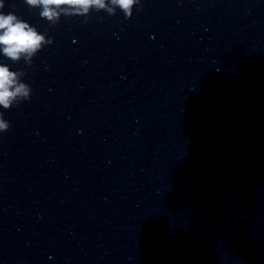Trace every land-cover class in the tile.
Wrapping results in <instances>:
<instances>
[{"label":"water","instance_id":"obj_1","mask_svg":"<svg viewBox=\"0 0 264 264\" xmlns=\"http://www.w3.org/2000/svg\"><path fill=\"white\" fill-rule=\"evenodd\" d=\"M0 5V264H264V0Z\"/></svg>","mask_w":264,"mask_h":264},{"label":"clouds","instance_id":"obj_2","mask_svg":"<svg viewBox=\"0 0 264 264\" xmlns=\"http://www.w3.org/2000/svg\"><path fill=\"white\" fill-rule=\"evenodd\" d=\"M115 2L125 11L126 15L131 14V6L136 0H115ZM30 5H43L41 16L52 19L56 13L50 6H59L62 4L78 5L85 10L91 5L103 7V0H27ZM2 7V5H0ZM0 44L4 45V53L12 59H18L21 53H32L40 46L43 37L28 26L22 20H19L15 14H0ZM16 84L15 74L10 72L7 67L0 66V105L5 108L10 106L11 100L18 94L27 97L26 86L21 84L13 90ZM0 129L8 130V125L0 120Z\"/></svg>","mask_w":264,"mask_h":264}]
</instances>
